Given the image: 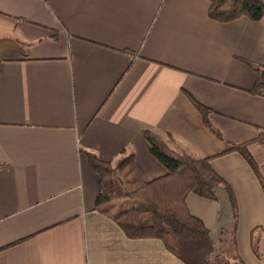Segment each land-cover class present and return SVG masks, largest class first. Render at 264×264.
Returning a JSON list of instances; mask_svg holds the SVG:
<instances>
[{
	"label": "crops",
	"instance_id": "1",
	"mask_svg": "<svg viewBox=\"0 0 264 264\" xmlns=\"http://www.w3.org/2000/svg\"><path fill=\"white\" fill-rule=\"evenodd\" d=\"M209 5L0 0V264H182L160 240L127 238L95 204L87 153L111 163L133 154L145 182L167 175L146 130L200 159L249 143L264 179V96L252 92L264 18L221 23ZM210 164L235 196L237 259L264 264L251 247L264 229L259 180L237 152ZM215 192L185 201L214 248L235 222L226 190Z\"/></svg>",
	"mask_w": 264,
	"mask_h": 264
},
{
	"label": "trees",
	"instance_id": "2",
	"mask_svg": "<svg viewBox=\"0 0 264 264\" xmlns=\"http://www.w3.org/2000/svg\"><path fill=\"white\" fill-rule=\"evenodd\" d=\"M207 1L210 4L209 17L217 22L229 23L241 17L251 21H260L264 18L262 0ZM256 72L257 80L252 92L264 96V68H257ZM196 108L208 130L219 140H223L221 133L209 121V110L200 105H196ZM144 136L150 146L151 156L166 169L167 175L145 182L135 165L133 154L123 155L111 163L101 161L94 154L87 153L89 167L99 178L96 206H101V210L117 223L127 238L160 240L182 264H211L208 256L214 248L209 231L199 218L189 212L185 201L189 194L215 201L216 188L224 187L235 222L231 230L221 231L219 242L225 243L227 236H231L235 251L237 214L235 196L230 187L212 169L210 163L213 159L228 153H239L253 170L264 194V179L248 151L249 143L231 144L227 151L200 159L183 150L180 152L171 150L162 139L149 130L144 131ZM119 186L124 187L123 196L134 203L130 208L111 213L114 209L111 207L112 201L120 196V193L116 192ZM258 232L263 233L264 229L255 228L251 231V247L253 254L260 258L253 241ZM236 260L237 263L243 264L241 260Z\"/></svg>",
	"mask_w": 264,
	"mask_h": 264
},
{
	"label": "rangeland",
	"instance_id": "3",
	"mask_svg": "<svg viewBox=\"0 0 264 264\" xmlns=\"http://www.w3.org/2000/svg\"><path fill=\"white\" fill-rule=\"evenodd\" d=\"M261 161L264 162V155ZM260 168L264 174V165H262V163H261ZM123 188L119 186L118 189H116V192L117 193L119 192L120 196L119 198H116L112 201L111 207H113L114 209L113 210L111 209L112 210L111 213H116L123 209L130 208L134 203L133 200L128 199L123 196L124 194ZM262 236H264L262 232L256 233L253 241H254V245L257 247V252L260 257L259 259H261V261L264 263V242H262V245L259 247V241ZM227 237L228 238H226L225 245L224 243H221L219 246H216L215 248L213 247L214 250H212L211 255L208 256L209 262L211 264H239L237 263V260H236L238 258L237 254L233 250L234 247L232 245V237L229 235Z\"/></svg>",
	"mask_w": 264,
	"mask_h": 264
}]
</instances>
